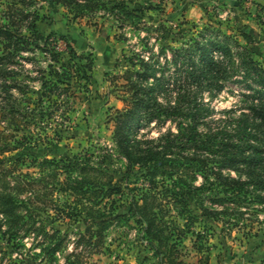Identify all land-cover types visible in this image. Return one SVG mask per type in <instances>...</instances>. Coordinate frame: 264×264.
<instances>
[{
	"label": "trees",
	"instance_id": "1",
	"mask_svg": "<svg viewBox=\"0 0 264 264\" xmlns=\"http://www.w3.org/2000/svg\"><path fill=\"white\" fill-rule=\"evenodd\" d=\"M48 1L66 7L73 18L88 19L92 25L98 24L97 16L107 14L120 28L132 24L147 35L140 34V53L133 52L138 70L127 69L122 75L126 81L122 87L129 97L126 106L114 112V145L91 144L71 156L38 158L32 151L35 147L51 144L63 130L74 126L71 116L78 95L72 82L87 89L93 60L78 55L70 44L71 57L85 63L62 60L56 40L37 28L42 20L37 0H0V233L7 234L16 247L20 237L33 234L38 238L35 244L46 253L41 256V264H58L55 254L61 251L62 241L53 225L56 221L80 217L86 227L73 244L75 248L82 245L95 249L102 244L105 229L132 216L160 261L182 263L176 258L180 255L178 243L190 228L188 220H193L189 202L203 216L220 221V214L228 210L242 214L239 201L244 185L262 194L258 197L264 195V145L250 142L251 137L264 131V68L245 47L233 41L246 76L261 87L246 84L252 92L245 94L248 113L242 114L238 140L221 128L202 135L198 124L207 108L198 93L204 87L218 89L219 77L231 72V67L225 66L233 56L231 36L217 30L214 40L207 46L202 44L204 47L198 51L203 67L198 69L194 54L187 48L171 50L170 56L164 47L155 48L151 39L158 42L169 28L163 23L148 26L138 14L139 9L129 6L137 0ZM214 52L224 55V59H217ZM139 127L155 128L158 135L138 139L135 132ZM10 150L18 154L5 156ZM109 156L119 162V180L108 169ZM135 170H141L140 175L149 181L148 190H156L151 191L150 200L131 195L127 210L117 212L124 207L115 198L118 193L123 196L120 183L129 185V175ZM199 173L204 183L192 186L191 181ZM157 186L170 189L173 200L165 205ZM214 187L223 190L222 197L208 194ZM62 199L70 207L63 208ZM206 202L222 206L213 208ZM165 215L185 220L184 229L176 226L164 232L165 226L157 218ZM75 252L67 254L66 263L71 264V256H79Z\"/></svg>",
	"mask_w": 264,
	"mask_h": 264
},
{
	"label": "rangeland",
	"instance_id": "2",
	"mask_svg": "<svg viewBox=\"0 0 264 264\" xmlns=\"http://www.w3.org/2000/svg\"><path fill=\"white\" fill-rule=\"evenodd\" d=\"M37 6L42 17V20L37 22V28L44 35L50 34L56 40V50L60 52L62 60L66 63H85L71 57L68 53L70 44L78 55L92 58L93 68L87 89H81L77 82H72L73 90L78 95L76 109L71 116L74 126L63 130L60 138L51 144H39L32 150L33 154L38 158L59 159L71 156L91 144L113 146L114 112L121 111L129 97V93L122 87L126 83L122 75L127 69L138 70V59L134 53H140V34L147 35L146 31L136 30L132 24L120 28L107 14L97 16L98 24L92 25L88 19L73 18L66 7L48 0H37ZM129 6L139 9L138 14L148 26L163 23L169 28L166 36L158 42L151 39L155 48L164 47L169 56L172 54L171 50L187 48L189 53L194 54L192 59L198 69L203 67L198 50L214 40L217 30L232 37L229 46L233 56L231 61L225 64L226 67H231V72L219 77L218 89L209 90L204 87L200 90V95L198 93V99L203 100L207 108L204 117L199 121L198 130L204 135L221 128L229 132L234 140H238L243 124L241 121L244 119L242 114L248 113L249 102L245 94L252 92L246 84L257 89L261 86L246 76L247 71L236 53H239V49L233 41L245 47L250 57L264 68V0H137ZM244 33L248 34V37H245ZM213 54L219 60L225 57L217 52ZM127 58H132V61ZM171 68L173 69V64ZM33 89L36 91V88ZM208 123L209 125H204ZM261 132L258 137L250 138L252 144L264 145V131ZM157 135V130L152 127H139L135 132L138 139H151ZM22 150L24 151V148ZM17 154V150H10L5 156ZM106 164L114 179L119 180L121 173L117 169L118 160L109 156ZM140 171L135 170L129 175V185L120 183L123 196L119 197L118 193L115 198L117 204L121 202L124 207L117 209V212L127 210V200L131 195L135 194L140 200L147 196L150 200L151 191L156 190V187L148 190L150 183L143 179ZM236 174L231 172L233 176ZM203 178V174L199 173L190 184L201 186L204 183ZM242 178L245 179L244 175ZM159 179L160 176L156 177V180ZM157 189L163 192L161 198L165 205L173 200L170 189L165 191L164 187L160 186ZM217 190L215 188L208 194L222 197L223 190ZM242 190V200L239 201L241 204L238 205L242 214H234L232 210H228L220 214V221L203 216L193 203L189 202L193 210V220H188V224L191 222L190 228L183 236L182 242L178 243L180 255H177V262L182 260L180 264H264V195L258 197L262 194L249 184L244 185ZM61 204L63 208L69 206L64 199ZM206 204L218 209L222 206L209 202ZM229 206L232 207L233 204L229 203ZM163 217H158L157 220L159 223L163 222L164 232L174 230L176 226L184 229L182 224L185 220L176 219L171 215ZM53 225L59 230L62 241L61 251L55 254L58 264H69L65 262V258L71 251H76L79 255L70 257V260H73L71 264H164L155 255L148 239L141 235V231L139 233L138 225L132 216L122 218L105 229L102 244L95 249L82 245L75 248L76 244H73L86 227L80 217H66ZM8 239L7 234L0 233V264H41V256L46 253L35 244L37 237L24 234L19 238L20 245L17 247ZM35 254L39 255L36 260L32 259Z\"/></svg>",
	"mask_w": 264,
	"mask_h": 264
}]
</instances>
